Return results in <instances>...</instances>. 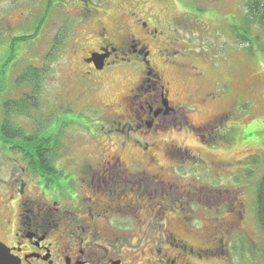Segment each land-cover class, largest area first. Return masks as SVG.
<instances>
[{
    "label": "rangeland",
    "instance_id": "obj_1",
    "mask_svg": "<svg viewBox=\"0 0 264 264\" xmlns=\"http://www.w3.org/2000/svg\"><path fill=\"white\" fill-rule=\"evenodd\" d=\"M246 1L90 0L72 5V0H0V100L30 91L13 84L27 63L42 70L36 105L29 112H12L10 119L27 134L59 140L57 167L117 156L127 162L148 160L147 153L164 167L179 158L182 166L173 170L182 182L179 199L188 204L187 218L184 214L186 220L178 225L167 208L156 221L165 224L164 232L178 225V234L195 247L209 246L214 217H231L234 202L242 210L244 221L228 231L222 256L206 261L187 256L197 264H264L255 215L257 182L264 172V31L251 24L250 35L257 41L253 50L235 31L234 25H243ZM147 6L162 32L148 40L151 58L169 81L176 117L155 134L127 137L111 129L108 114L126 117L123 97L136 84L140 65L124 59L97 72L82 57L98 42L102 25L113 35L117 24L134 26L131 12ZM32 34L13 41L8 63L12 39ZM57 35L63 43L51 50ZM165 48L168 61L160 52ZM169 145L177 151L174 156L166 154ZM23 166L21 156L0 138V194L9 191ZM23 174L28 180L29 173ZM168 191L171 198L177 194L175 188ZM205 193L213 195V206H205Z\"/></svg>",
    "mask_w": 264,
    "mask_h": 264
},
{
    "label": "flooded vegetation",
    "instance_id": "obj_2",
    "mask_svg": "<svg viewBox=\"0 0 264 264\" xmlns=\"http://www.w3.org/2000/svg\"><path fill=\"white\" fill-rule=\"evenodd\" d=\"M81 2L90 4V0H72V5ZM148 8L131 12L135 27L122 22L108 35L102 25L98 42L82 57V63L97 72L124 59L140 65L136 84L123 97L126 117L116 119L108 114L112 116H108L111 129L116 127L127 137L132 133L155 134L176 117L169 81L151 58L148 40H155L162 32L153 24L156 14ZM168 48L160 50L167 61ZM92 55L100 58L101 68L90 61ZM171 147H165L168 156ZM147 158L127 162L117 156L58 167L54 163L58 172L50 180L23 166L9 191L0 194V264H197L189 257L200 261L214 254L221 257L228 231L244 221L242 210H236L234 202L228 209L231 217L212 219L215 232L209 246H193L178 234V223L186 220L189 212L188 204L179 199L182 182L173 170L182 166L179 158L164 167L148 153ZM25 171L28 180L22 178ZM173 188L177 194L171 198L168 189ZM205 197L209 203L213 199L211 193ZM208 202L207 207L215 204ZM167 208L177 217L178 225L164 232L165 224L156 217L165 216Z\"/></svg>",
    "mask_w": 264,
    "mask_h": 264
},
{
    "label": "trees",
    "instance_id": "obj_3",
    "mask_svg": "<svg viewBox=\"0 0 264 264\" xmlns=\"http://www.w3.org/2000/svg\"><path fill=\"white\" fill-rule=\"evenodd\" d=\"M242 20L243 25L240 27L234 25L233 27L235 31L239 32L242 38H244L242 40L249 42L250 49L252 48L253 50V46L257 41L255 37L252 38L250 35L251 24H255L258 28L264 31V0H247L245 3V15ZM34 35L35 34L29 36L21 35L12 39L9 45L10 50L8 53L10 60L8 63L13 60V41L17 38L24 40L28 37H33ZM55 41L56 43L51 46V50L58 44H61L59 43L60 41L63 43V37L61 38V36L57 35ZM41 73L42 70L38 67L27 63V66L13 80V84L15 87H20L22 85L29 86L30 91L23 92L17 99L8 97L4 100H0V138L8 144L10 149L18 153L19 157L21 156L28 170L39 174L46 180H50V176L54 177L58 172L55 168L54 161L56 160L54 159L60 148L59 140L38 133L27 134L20 124L17 122L15 124L12 119H10L12 112H29L31 108L36 105L38 101V90L41 87ZM3 77H5L4 73L2 78ZM1 93L2 88H0V99ZM175 152L172 153L173 156ZM255 215L263 234L261 254L264 256V172L257 182ZM257 255L259 257V253H257ZM255 263L257 264V262Z\"/></svg>",
    "mask_w": 264,
    "mask_h": 264
},
{
    "label": "water",
    "instance_id": "obj_4",
    "mask_svg": "<svg viewBox=\"0 0 264 264\" xmlns=\"http://www.w3.org/2000/svg\"><path fill=\"white\" fill-rule=\"evenodd\" d=\"M90 61L93 62V64L95 65L96 68H101L102 67V62L100 61V58L92 55ZM2 245V244H1ZM3 247H5V253L8 252V248L4 245H2Z\"/></svg>",
    "mask_w": 264,
    "mask_h": 264
}]
</instances>
